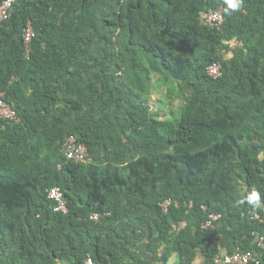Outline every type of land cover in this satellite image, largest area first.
Instances as JSON below:
<instances>
[{
  "label": "trees",
  "instance_id": "16d2710c",
  "mask_svg": "<svg viewBox=\"0 0 264 264\" xmlns=\"http://www.w3.org/2000/svg\"><path fill=\"white\" fill-rule=\"evenodd\" d=\"M237 2L16 0L0 26V94L17 118L0 122V264H213L256 250L264 0ZM220 7L223 22L206 24ZM157 82L181 101L176 116L152 111ZM67 136L90 163L66 160ZM53 187L67 215L52 211ZM210 214L221 218L202 229Z\"/></svg>",
  "mask_w": 264,
  "mask_h": 264
},
{
  "label": "built area",
  "instance_id": "2783aa9c",
  "mask_svg": "<svg viewBox=\"0 0 264 264\" xmlns=\"http://www.w3.org/2000/svg\"><path fill=\"white\" fill-rule=\"evenodd\" d=\"M16 0H3L0 4V26L4 25L12 14L13 4ZM222 8L220 7L217 11L213 13H207L204 16V22L209 26H218L223 22ZM23 43L26 47V54L28 53L29 44L34 37V32L32 25L28 22L23 29ZM208 75L217 79L221 77L222 72L218 64L210 65L207 68ZM4 94H0V122L7 121L10 123L17 122V118L12 107L5 101ZM3 129L0 126V131ZM63 155L67 161L75 164L90 163L92 161L87 148L84 144L79 143L75 140L73 136H67L62 145ZM47 198L52 202V211L61 215H67L69 209L67 207V202L63 195L57 187H53L47 191ZM175 202L166 200L162 203L161 208L163 212H167L168 207ZM193 205L192 201L186 203L187 207ZM205 210V208L203 207ZM108 213L99 215L93 213L90 219L96 223L99 222L101 216H107ZM221 218L220 214H210L208 218L202 224V229H214L215 222ZM253 219L258 221H263L259 213H253ZM264 255V236L256 237V250H241L239 247L235 248L229 255H216L213 258V264H260V257ZM84 264H97L91 256H87L84 260Z\"/></svg>",
  "mask_w": 264,
  "mask_h": 264
},
{
  "label": "rangeland",
  "instance_id": "374dc122",
  "mask_svg": "<svg viewBox=\"0 0 264 264\" xmlns=\"http://www.w3.org/2000/svg\"><path fill=\"white\" fill-rule=\"evenodd\" d=\"M153 79L156 82V76H154ZM157 86V89H155L151 95V99L153 101L152 111L158 112L159 115L163 118H167L171 115L176 116L181 106V101L176 97L168 99L167 96L169 95L166 93L167 88L165 87V85H162L160 83L158 84L157 82Z\"/></svg>",
  "mask_w": 264,
  "mask_h": 264
},
{
  "label": "crops",
  "instance_id": "0c3cea01",
  "mask_svg": "<svg viewBox=\"0 0 264 264\" xmlns=\"http://www.w3.org/2000/svg\"><path fill=\"white\" fill-rule=\"evenodd\" d=\"M205 208V207H204ZM263 208V210H264V207H262ZM202 209H203V207H202ZM206 209V208H205ZM204 210V209H203ZM92 215V214H91ZM91 217V216H90ZM91 220V219H90ZM219 243H220V241H219ZM137 251L138 252H140V253H142L144 256H145V258H147V259H150V253H148L147 252V249H146V247H145V245H141V246H139L138 247V249H137ZM87 256H89V255H87ZM86 256V257H87ZM85 257V258H86ZM85 260V259H84ZM174 261H175V258L174 257H171V259L169 260V263L168 264H174ZM200 261H202V258H201V256H199L197 259H196V261H195V264H200Z\"/></svg>",
  "mask_w": 264,
  "mask_h": 264
},
{
  "label": "clouds",
  "instance_id": "9594fccd",
  "mask_svg": "<svg viewBox=\"0 0 264 264\" xmlns=\"http://www.w3.org/2000/svg\"><path fill=\"white\" fill-rule=\"evenodd\" d=\"M229 5L234 9L239 7L237 0H229ZM258 201L259 197L255 193L249 198V203L253 204L255 207H259Z\"/></svg>",
  "mask_w": 264,
  "mask_h": 264
}]
</instances>
